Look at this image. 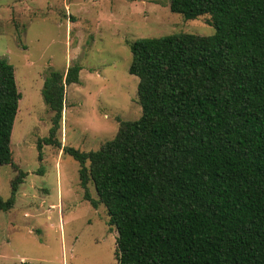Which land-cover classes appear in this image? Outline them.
<instances>
[{
  "label": "trees",
  "instance_id": "1",
  "mask_svg": "<svg viewBox=\"0 0 264 264\" xmlns=\"http://www.w3.org/2000/svg\"><path fill=\"white\" fill-rule=\"evenodd\" d=\"M186 19L209 14L211 35L179 32L131 44L142 115L120 120L113 139L83 151L57 134L66 86L82 65L51 69L42 89L54 112L43 144L80 164V184L104 204L119 264H264V0H170ZM22 92L0 58V165L17 169L15 205L28 172L11 144ZM43 172V169L40 170ZM95 184L98 198L89 184Z\"/></svg>",
  "mask_w": 264,
  "mask_h": 264
},
{
  "label": "rangeland",
  "instance_id": "2",
  "mask_svg": "<svg viewBox=\"0 0 264 264\" xmlns=\"http://www.w3.org/2000/svg\"><path fill=\"white\" fill-rule=\"evenodd\" d=\"M209 17L186 19L170 0H0V58L14 64L22 92L11 144L28 172L15 205L0 208V264H119V233L106 206L85 198L79 162L51 144H43L39 159L38 141L49 135L54 115L42 93L46 76L82 65L80 82L66 86L57 136L63 145L97 150L116 136L120 120L142 115L131 44L179 32L214 34ZM16 174L0 165L5 199ZM89 191L98 198L93 182Z\"/></svg>",
  "mask_w": 264,
  "mask_h": 264
}]
</instances>
